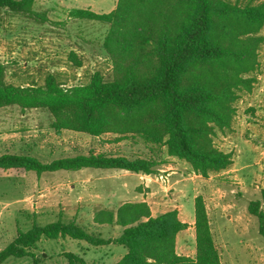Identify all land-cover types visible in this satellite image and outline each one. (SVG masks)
Here are the masks:
<instances>
[{
	"label": "trees",
	"instance_id": "obj_1",
	"mask_svg": "<svg viewBox=\"0 0 264 264\" xmlns=\"http://www.w3.org/2000/svg\"><path fill=\"white\" fill-rule=\"evenodd\" d=\"M35 1L0 0V11L44 24L49 19L35 9ZM70 16L110 25L103 45L112 65L110 79L95 71L86 84L63 87L56 75L48 74L42 85H16L7 81V67L0 62V110H46L57 133L113 134L115 141L140 137L158 155L89 153L42 163L30 154L5 153L0 155V170L40 176L90 168L155 175L163 149L203 178L233 165V153L219 149L214 136L232 131L235 102L257 82L264 0H118L109 13L75 8ZM70 58L82 66L73 53ZM261 194L249 202L248 212L258 219L264 239V189ZM194 205L193 258L177 253V236L188 225L176 209L153 216L146 202H126L94 214L97 225L121 227L113 239L89 232L76 221L35 222L0 251V263L11 257H31L36 263L32 249L44 237L82 240L93 247L123 246L127 252L116 264H222L203 197L197 196ZM65 256L69 264H88L79 254Z\"/></svg>",
	"mask_w": 264,
	"mask_h": 264
},
{
	"label": "rangeland",
	"instance_id": "obj_2",
	"mask_svg": "<svg viewBox=\"0 0 264 264\" xmlns=\"http://www.w3.org/2000/svg\"><path fill=\"white\" fill-rule=\"evenodd\" d=\"M117 1L36 0L35 9L46 13L49 19L44 24L1 10L0 62L7 67V81L16 85H42L48 74H54L64 83L63 87H69L88 83L95 71H101L110 79L112 65L103 47L110 25L73 18L70 11L79 8L109 13L116 8ZM72 53L81 61V67L71 60ZM259 59L260 72L252 91L240 93L235 102L232 131L214 136L219 149L233 153L231 170L203 178L197 176L189 164L179 162L182 165L177 174L182 180L180 188L162 192L170 200L165 210L173 209L177 196L187 191L184 198L178 197V201L182 200L180 214L185 220L194 218V200L197 196L203 197L222 264H264V239L259 234L258 219L248 212L249 202L261 199L264 189V44ZM51 119V114L42 109L22 111L17 106L1 109L0 155L30 154L42 163L89 153L128 158L158 155L156 149L140 137L115 141L113 134L91 137L73 131L59 137L50 128ZM166 155L163 149L158 161ZM138 177L117 169L62 170L40 176L23 170H0V251L19 231L29 230L35 222L45 225L57 220L76 221L106 239L117 237L121 232L119 226L102 228L94 224L96 211L117 209L101 208L97 194L109 187L118 192L124 185L139 187ZM122 200L135 198L128 193ZM185 237L188 244L182 248ZM32 252L36 263L31 257H11L0 264H69L67 252L79 254L88 264H116L118 255L126 249L115 244L93 247L82 240L43 237ZM178 252L195 256L193 228L186 229L180 236Z\"/></svg>",
	"mask_w": 264,
	"mask_h": 264
},
{
	"label": "crops",
	"instance_id": "obj_3",
	"mask_svg": "<svg viewBox=\"0 0 264 264\" xmlns=\"http://www.w3.org/2000/svg\"><path fill=\"white\" fill-rule=\"evenodd\" d=\"M67 132H70V131H68V130L62 131L61 133H58L57 136L61 137V136L65 135ZM77 134H80V133H77ZM162 161H163L162 165L158 167L159 172L155 175L136 174V173H132L129 171L121 170V172L124 171V172H129V173L134 174V175H138L139 180H141V181H138L139 187H131L130 188V187H127V185H124V186H121V188H120L121 191H119V192L114 191L112 188L109 187L106 189V191L99 192L97 194V197H100L99 200L97 201L98 202L97 204H101L102 205L101 208H110L111 209V208L115 207V209H116L126 202H146L150 206L153 216H157L159 214H162V213H165L169 210H172V209H165L164 210V207L167 204H170V200L166 199L165 198L166 194H162V192H164L165 190H168L170 188H174V189L180 188V186L182 184V183L180 184V182H182V180L179 178V176H177V174H179V172H180L179 166H182L180 163L184 164L183 162H185V161L179 160L175 157H171L168 155H166ZM186 168H189V167H186ZM230 170L231 169H227L223 172H229ZM161 174L163 175V177H165V180H163V181H160L157 178ZM197 176H200V175H197ZM126 188H128V189H126ZM128 193H129V195L133 196L135 198V200H133V201L122 200V198L125 195H127ZM186 194H187V191L183 190V195L180 194L179 196H177V203L175 205H173V209H176L179 212L180 220L188 225L187 229L193 228L195 230V216L192 219L185 220V219H182L181 214H180L181 209H182V204H180V203L182 202V200L178 201V197H180L182 199L185 197ZM95 225H97V224H95ZM100 226L102 228H105V226H110V225H100ZM115 227H118V226H115ZM120 229H121V227H120ZM121 231H122V229H121ZM184 232H186V230H183L177 236V247H176V249H177V253L179 255H182L178 252L179 238H180V236H182V234ZM187 242H188V239L185 237V239L183 240L182 248L183 247L186 248V246L188 244ZM126 252H122L118 255V258H119L118 261L126 254Z\"/></svg>",
	"mask_w": 264,
	"mask_h": 264
},
{
	"label": "built area",
	"instance_id": "obj_4",
	"mask_svg": "<svg viewBox=\"0 0 264 264\" xmlns=\"http://www.w3.org/2000/svg\"><path fill=\"white\" fill-rule=\"evenodd\" d=\"M157 178L158 180H162V181L165 179L162 175H159Z\"/></svg>",
	"mask_w": 264,
	"mask_h": 264
}]
</instances>
